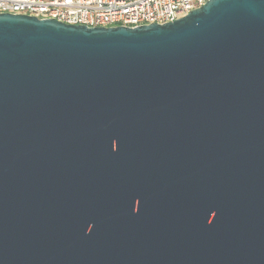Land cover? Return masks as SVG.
Returning <instances> with one entry per match:
<instances>
[{
  "label": "water",
  "instance_id": "obj_1",
  "mask_svg": "<svg viewBox=\"0 0 264 264\" xmlns=\"http://www.w3.org/2000/svg\"><path fill=\"white\" fill-rule=\"evenodd\" d=\"M0 264H264V0L0 14Z\"/></svg>",
  "mask_w": 264,
  "mask_h": 264
},
{
  "label": "built area",
  "instance_id": "obj_2",
  "mask_svg": "<svg viewBox=\"0 0 264 264\" xmlns=\"http://www.w3.org/2000/svg\"><path fill=\"white\" fill-rule=\"evenodd\" d=\"M209 0H0V14L87 28H137L183 18Z\"/></svg>",
  "mask_w": 264,
  "mask_h": 264
}]
</instances>
